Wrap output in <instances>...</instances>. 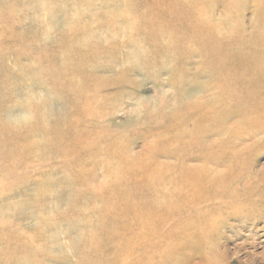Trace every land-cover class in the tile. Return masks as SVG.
I'll return each instance as SVG.
<instances>
[{"label": "rangeland", "instance_id": "1", "mask_svg": "<svg viewBox=\"0 0 264 264\" xmlns=\"http://www.w3.org/2000/svg\"><path fill=\"white\" fill-rule=\"evenodd\" d=\"M263 95L264 0H0V264H264Z\"/></svg>", "mask_w": 264, "mask_h": 264}, {"label": "bare ground", "instance_id": "2", "mask_svg": "<svg viewBox=\"0 0 264 264\" xmlns=\"http://www.w3.org/2000/svg\"><path fill=\"white\" fill-rule=\"evenodd\" d=\"M258 91V90H257ZM253 92V91H252ZM254 92H256V91H254ZM258 96V95H257ZM264 96V95H263ZM261 99H262V97H261ZM258 100V99H257ZM262 102V101H261ZM255 109V108H254ZM253 109V110H254ZM258 110H261L262 112H264V98H263V104L260 106V107H257L256 108V110L255 111H258ZM251 111H252V109H251ZM258 112H260V111H258ZM254 140V139H253ZM250 146V145H249Z\"/></svg>", "mask_w": 264, "mask_h": 264}]
</instances>
